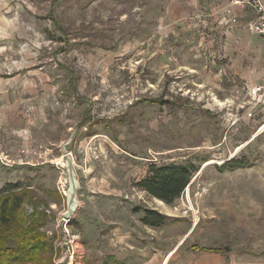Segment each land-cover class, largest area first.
<instances>
[{
    "label": "rangeland",
    "instance_id": "374dc122",
    "mask_svg": "<svg viewBox=\"0 0 264 264\" xmlns=\"http://www.w3.org/2000/svg\"><path fill=\"white\" fill-rule=\"evenodd\" d=\"M168 5L0 0V105L29 119L16 154L37 165L0 174V189L18 182L43 201L51 264H132L129 252L145 264L180 242L171 264H264V107L249 117L248 95L215 88L196 29ZM67 155L78 209L65 230ZM233 158L250 166L221 171ZM187 162L198 172L172 205L135 186L151 164ZM146 209L171 220L147 227Z\"/></svg>",
    "mask_w": 264,
    "mask_h": 264
},
{
    "label": "crops",
    "instance_id": "0c3cea01",
    "mask_svg": "<svg viewBox=\"0 0 264 264\" xmlns=\"http://www.w3.org/2000/svg\"><path fill=\"white\" fill-rule=\"evenodd\" d=\"M172 1L180 4V14L186 16L183 23H180L182 28L186 31L191 28L196 29L195 38L199 40V43L195 46L202 47L203 52L200 51V53L205 60L210 61L205 69L211 70V72H206L207 75L210 73L211 80L218 91H221L223 87L234 88L235 93L247 97L253 87L263 84L264 55L261 41L247 28V24L256 20L257 17L252 8L232 5L231 0H169L170 6H173ZM190 17L193 18L190 19ZM55 19V25L63 30L58 20ZM0 94L3 97V92ZM18 107L19 104L15 101L6 107L0 105V174L9 172L23 177V174L35 170L37 165L29 162L18 163L17 144L27 145L28 140L31 142L20 132L21 137L14 134L16 131H28L29 129V119L24 117L22 109ZM4 113H7V117ZM6 139H8L7 143L4 141ZM17 139L21 140V143ZM62 196L66 201V196ZM183 247L184 244L180 242L174 247L156 248L157 253L145 264H171L172 261L184 257L179 254ZM124 254L122 253V256ZM126 254L124 260L127 259L135 264L136 259L132 252Z\"/></svg>",
    "mask_w": 264,
    "mask_h": 264
},
{
    "label": "trees",
    "instance_id": "16d2710c",
    "mask_svg": "<svg viewBox=\"0 0 264 264\" xmlns=\"http://www.w3.org/2000/svg\"><path fill=\"white\" fill-rule=\"evenodd\" d=\"M244 159L226 161L220 170L249 167ZM198 168L191 162L158 166L151 164L146 177L135 186L167 205L174 204L190 185ZM26 204L33 207L29 213ZM43 201L30 186L8 183L0 189V264H51L55 245L46 231ZM170 217L155 209H146L141 222L151 228L164 227ZM72 223V221H71ZM216 252L218 249H206Z\"/></svg>",
    "mask_w": 264,
    "mask_h": 264
},
{
    "label": "built area",
    "instance_id": "2783aa9c",
    "mask_svg": "<svg viewBox=\"0 0 264 264\" xmlns=\"http://www.w3.org/2000/svg\"><path fill=\"white\" fill-rule=\"evenodd\" d=\"M231 4L240 6L242 8H252L256 13V20L249 23L248 29L251 33L257 35L261 41V48L264 55V0H231ZM250 112L248 114L251 117L254 111L264 107V82L263 84L253 87L248 93ZM1 159V156H0ZM66 196V192H63ZM63 221V219H62ZM69 220L64 221V228L67 230Z\"/></svg>",
    "mask_w": 264,
    "mask_h": 264
},
{
    "label": "water",
    "instance_id": "95a60500",
    "mask_svg": "<svg viewBox=\"0 0 264 264\" xmlns=\"http://www.w3.org/2000/svg\"><path fill=\"white\" fill-rule=\"evenodd\" d=\"M71 140V139H69ZM70 141H67V143L64 145V154H68L67 150H66V146L69 144ZM67 159V167H68V171L70 173V188L66 191V201L68 204V208L67 211L63 213V222L65 220H69L71 221L73 219V217L75 216V213L78 209V201H77V194H76V190H77V182L75 180V176L73 174V170L70 166V161L71 159L69 158V156H66Z\"/></svg>",
    "mask_w": 264,
    "mask_h": 264
},
{
    "label": "bare ground",
    "instance_id": "6f19581e",
    "mask_svg": "<svg viewBox=\"0 0 264 264\" xmlns=\"http://www.w3.org/2000/svg\"><path fill=\"white\" fill-rule=\"evenodd\" d=\"M261 131H264V127L262 128V130ZM212 162H209V163H207V165H209V164H211ZM170 258V257H169ZM167 261H168V259H167Z\"/></svg>",
    "mask_w": 264,
    "mask_h": 264
}]
</instances>
